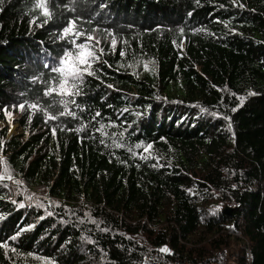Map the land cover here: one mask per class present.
<instances>
[{
    "label": "trees",
    "instance_id": "1",
    "mask_svg": "<svg viewBox=\"0 0 264 264\" xmlns=\"http://www.w3.org/2000/svg\"><path fill=\"white\" fill-rule=\"evenodd\" d=\"M237 3L243 7L232 0H54V19L41 28L30 23L44 19L34 0H0V123L9 122L7 107L11 118L20 113L23 130L10 135L0 126V156L29 194L40 186L45 194L35 196L55 202L47 209L53 215L27 201L17 207L11 200L24 195H14L11 182V191L0 186V241L34 225L0 248V264H224L220 253L238 234L249 241L242 254L249 249L251 264H264V0ZM68 19L100 40L99 79L86 77V95L77 98L85 111L73 106L77 119L46 123L43 113L13 106L42 95L32 80L51 78L44 65L62 54L56 37ZM101 122L119 125L106 129V144L95 131ZM82 123L88 127L76 132ZM129 125L126 147L115 148L111 133ZM140 141L153 142L164 167L127 151L142 152L134 147ZM218 200L233 211L210 213ZM165 245L172 254L157 251Z\"/></svg>",
    "mask_w": 264,
    "mask_h": 264
},
{
    "label": "snow or ice",
    "instance_id": "2",
    "mask_svg": "<svg viewBox=\"0 0 264 264\" xmlns=\"http://www.w3.org/2000/svg\"><path fill=\"white\" fill-rule=\"evenodd\" d=\"M196 2L199 3V0H196ZM50 3H54V0H34V9L38 11L40 16H42L44 19H43V23H37L39 17L33 16L30 20L31 24L42 28L54 19V12L50 7ZM72 3L74 5L75 0H72ZM232 4L237 7H243V5L237 3V0H232ZM65 7L68 12L71 13L76 12L75 7H71V8H68L67 6ZM221 7H223V5H221ZM191 14L192 13H189V15ZM78 19H82V18H78ZM224 23L227 26V22ZM93 31L95 32L97 30L94 29ZM179 31L181 34H183L184 29L181 28ZM196 31H205V29L203 28L196 29ZM107 34L111 36V41H110L111 48L115 49L118 44L115 33L108 32ZM56 40L65 46L62 48V54L58 58H54L50 64L46 63L44 65L45 68L50 70L51 78L45 81L39 77H34L32 80V83L34 84L37 83L38 81L39 83H41L43 87L42 95H37L34 101L30 102L28 100H25L23 103H20L18 106L16 105L13 106V109L18 107L21 112H23L27 107L29 110H31L33 114H35L36 112L43 113L46 123L60 122L61 118H71L75 120L78 118L76 110H79L81 112L85 111V109L81 108L80 104L77 103V98L86 95V93L84 92V85L87 76H95L97 79H99V77L96 75V71H94L93 69H94V65L102 62L101 55L104 53V48L98 47V45L100 44V40L94 35L81 30L76 19H68L64 23V26L60 29L59 34L56 37ZM81 40H83L84 42H78ZM173 43H175V41H173ZM120 55L123 57L126 55V53L121 51ZM144 67L147 70L148 64L145 63ZM108 87L111 88L113 86L108 85ZM233 95L235 94L233 93ZM248 95H255V93L250 92ZM56 97H59V99L57 100ZM42 98H51V102L47 106H45L44 104L41 103ZM157 99H160V97H157ZM239 100L242 104L243 101L245 100V97L241 96L239 97ZM73 106L76 110H73ZM57 107H60L63 110L58 111L56 114H52L50 109H55ZM197 107L200 106L197 105ZM236 110H237L236 108L231 109V111L233 112H235ZM3 111L6 117H8L9 121H11V114L8 112V108L5 107ZM128 111L129 110L127 108L123 109L121 115L124 112H128ZM201 112L208 113V109L201 107ZM140 115L141 113H136L137 117H139ZM211 115L217 116L218 113H211ZM100 116L101 113L96 112L95 115L92 117V120L95 121L96 118ZM224 119L229 121V129H231L230 117L225 116ZM87 127H88L87 124L82 123L80 127L75 129V131L83 132ZM118 127L119 125L115 123L110 122L108 124H105L101 122L99 124V127L95 129V131L99 132L103 137L100 143L106 144V140L109 138V133L106 131V129L118 128ZM130 127L131 125L124 128L123 131L111 133V141L115 148L123 149L126 147V144L124 143V139H125V134L128 132V128ZM52 132L53 134H55L56 132L55 127H53ZM163 139L164 138L161 137V140ZM134 147L137 150L142 149V152H134L132 147H127V151L132 153L134 156L138 155L139 159L141 160L147 161L150 159H155L157 163L153 164L152 165L153 167L165 166L159 163L160 157L152 155V150L154 147L153 142H148L145 144L143 141H140L137 142ZM0 165H2V170H0V186H3L4 188H9V184L5 183V181L11 182L16 187V191L14 192V195L17 196L24 195V201H20L18 203L16 200H11L13 204H17V207H25V201H27L28 206H32L33 204H35L36 207L43 208L47 213V215H53V213L49 212L47 209L49 205L55 202L49 201V204L46 205L40 197L35 196V194H29L27 189L23 187L24 181L20 179H15V177L12 174L11 168L8 166L7 162L4 160L2 156H0ZM232 187L235 188L237 186L233 185ZM9 191H11L10 188ZM55 206L60 207L58 203H56ZM66 211L69 212L71 215H75V213L72 212L71 209H66ZM4 218L5 217L3 215H0V220H3ZM43 218L44 217H41V219ZM89 220L92 224H95L98 228L100 227V223H102L100 221L95 220L90 215H89ZM83 222L84 221L81 219L80 223ZM32 227H34V225H29L27 228L17 231L7 240L0 241V248L9 249L10 241L13 242L16 241L20 237L22 232L29 231L31 230ZM232 227L234 228V226ZM100 230L105 232L108 231L107 228H101ZM11 250L15 251L14 248ZM157 251L166 255L172 254L171 250L167 247V245L162 246ZM44 264H54V261L51 259H45Z\"/></svg>",
    "mask_w": 264,
    "mask_h": 264
},
{
    "label": "rangeland",
    "instance_id": "3",
    "mask_svg": "<svg viewBox=\"0 0 264 264\" xmlns=\"http://www.w3.org/2000/svg\"><path fill=\"white\" fill-rule=\"evenodd\" d=\"M19 117H20V113L16 112V113L13 114V116L11 118V121H9V122L3 121V122L0 123V126L2 128L6 127V126H9L8 128H9V134L10 135H12V134H22L23 130H22L20 124L18 123ZM0 166H1L0 170H2V165H0ZM35 191H36V193H40V194H43V195L45 194V189L43 187H40V186L35 188L34 191H31L30 193L34 194ZM216 196H218V198H221L220 194L216 195ZM227 206L228 205H224L223 206L222 201L218 200L217 203H215L212 207H208L207 209L210 211V213L217 214L221 210H224ZM231 206H229V207H231ZM232 208H234V207H232ZM238 235H240L239 238L241 240L232 239L230 247L229 248H225L226 252L221 251L220 257H223L225 255V253H226V255L223 258L224 261H229V260L236 259L237 255L240 256L239 258H241V260H240L241 262H242V259H244V255L242 254L241 250L244 248V246H248L249 245V241L242 234H238Z\"/></svg>",
    "mask_w": 264,
    "mask_h": 264
},
{
    "label": "built area",
    "instance_id": "4",
    "mask_svg": "<svg viewBox=\"0 0 264 264\" xmlns=\"http://www.w3.org/2000/svg\"><path fill=\"white\" fill-rule=\"evenodd\" d=\"M240 256L237 255L236 256V259H233V260H229L227 262H225L224 264H242V262L240 261L241 258H239ZM244 257L247 261L248 264H251L252 263V255H251V251L248 249L245 251V254H244ZM175 264H193L189 261H185V260H176L175 261ZM204 264H207V262H204ZM212 264H220V263H212Z\"/></svg>",
    "mask_w": 264,
    "mask_h": 264
},
{
    "label": "water",
    "instance_id": "5",
    "mask_svg": "<svg viewBox=\"0 0 264 264\" xmlns=\"http://www.w3.org/2000/svg\"><path fill=\"white\" fill-rule=\"evenodd\" d=\"M232 211H233V208H232V207H229V206H227V207L223 210V212L226 213V214H230Z\"/></svg>",
    "mask_w": 264,
    "mask_h": 264
}]
</instances>
